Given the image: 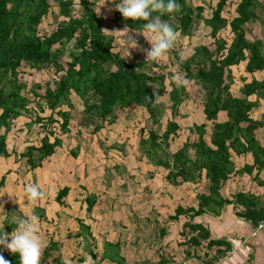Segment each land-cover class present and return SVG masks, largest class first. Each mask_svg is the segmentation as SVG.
<instances>
[{
	"label": "trees",
	"instance_id": "trees-1",
	"mask_svg": "<svg viewBox=\"0 0 264 264\" xmlns=\"http://www.w3.org/2000/svg\"><path fill=\"white\" fill-rule=\"evenodd\" d=\"M230 1L217 0L209 15L204 16L203 6L178 0L180 11L161 17L169 22L172 16H177L179 24L173 27L181 35H189L196 20H200L214 43L212 49L209 44L199 43L189 55H176L182 77L194 80L202 90L205 122L192 124L188 130L193 137H187L171 151V142L176 140L181 128L172 118L162 122L164 109L158 97L165 91V75L149 73L143 69L142 61L135 62L117 54L114 37L105 31L104 19L89 0H55L57 9L51 0H0V129H8L9 120L27 110L30 102L35 103L40 113L50 110L48 115L35 117L44 133L38 144L29 143L19 152V161L24 160L28 169L33 170L61 146L62 138L53 124H58L61 133L69 131L70 112L62 106L66 104L71 108V92L83 101V112L92 118L93 131L114 123L118 109L141 108L145 116L138 130V145L146 155L154 150L167 154L154 160V164L166 171L165 180L174 186L183 182L197 183L202 178L208 182L205 191L196 194V208L178 204L174 213L167 217L168 221L187 215L190 220L183 224L180 234L185 235L186 229L195 232L188 239L191 244L224 245L223 250H216L217 255L230 249L228 242L211 239L209 230L191 221L206 211L219 214L231 203L241 206L239 215L254 225L264 220V203L256 196L237 192L225 197L221 193L222 186L231 175L251 171L254 167L259 174L264 168V134L261 138L257 133L264 128V114L257 119L250 114L254 107L264 103V41L258 38L249 40L245 28L247 23L258 18V0H237L233 16L227 20L222 12ZM261 1L264 5V0ZM76 4L80 5L81 12L73 15L71 11ZM52 9H56L57 15L63 18L54 23L51 30L40 32L42 22ZM114 20L131 31L142 30V24L146 22L124 18L119 11H115ZM225 24L232 33L229 41L219 36ZM68 42H72L73 50L69 60H64L63 53L54 47ZM242 63L247 75L240 77L236 90L239 94L235 95L231 91L232 67ZM24 67L32 73L50 69L55 78L45 84L42 93H38L34 88L28 89L26 81L20 79V73L25 72ZM154 85H158L157 90ZM170 87L168 96L174 113L184 104L189 93L185 84L177 87L175 82H170ZM154 91L157 95L152 97ZM29 92L33 93L32 97H28ZM88 92H91L90 97ZM146 95L152 99L146 100ZM222 112L225 119L218 121ZM112 146L122 149L116 144ZM11 153L5 134L0 133V157H8ZM247 153H251L253 163L236 168L233 158ZM114 166L118 167L117 164ZM4 179L2 176L0 184ZM68 190V186H63L57 191L58 202ZM91 196H86L85 200L88 210L96 199H90ZM165 231L160 228L159 236H163ZM15 258H18L16 254Z\"/></svg>",
	"mask_w": 264,
	"mask_h": 264
},
{
	"label": "rangeland",
	"instance_id": "rangeland-1",
	"mask_svg": "<svg viewBox=\"0 0 264 264\" xmlns=\"http://www.w3.org/2000/svg\"><path fill=\"white\" fill-rule=\"evenodd\" d=\"M236 1L231 0L227 8L222 12L227 20L234 14ZM187 2L193 6H203L205 8L203 14L208 16L211 7L215 5L217 0H187ZM51 3L55 8L57 7L55 0H51ZM89 3L104 19L103 27L105 31L114 37V51L117 54L126 56V42L121 39L120 32L125 27L114 20V13L118 10H115L112 4L107 2L104 5H100L103 0H89ZM56 9H52L48 17L42 22L40 32L51 30L55 26L54 23L63 18V16L57 15ZM80 12V5H74L71 13L78 15ZM257 15V20L251 21L245 26L246 35L249 40L258 38L264 41V5H262L261 0H258L257 3ZM199 21L196 20L189 35H181L179 31H176L178 38L173 47L157 62L146 58V52L143 51V49L151 47L149 41L143 34L133 33L130 30L139 47L129 48L130 55L126 56V58L135 62L142 61L144 64L143 69L149 73H163L165 75V91H162L158 97V101L164 109L162 122L165 123L167 118H172L181 128L178 130L176 140L171 142V151L187 137H193L188 130L192 124L205 122L201 104L202 90L194 80L185 79L186 82L184 84L188 90L189 97L174 113H172L168 96V91L171 88L170 82H175L177 76H182V72H180L176 62V55L182 57L189 55L193 47L199 43H206L210 45L211 49L214 48L213 39L207 34L206 27ZM167 23L177 26L179 24L178 17L172 16ZM138 32H143L148 39L152 38V34L148 33L143 27ZM231 35L228 25L225 24L221 28L219 36L229 41ZM54 48L59 49L60 53H63L62 59L69 60V54L73 50L72 42ZM24 70L25 72L22 71L20 73V79L26 81L28 89L34 88V91L38 93H42L45 84L55 78L53 72L47 68L33 73L28 67H24ZM232 72L231 91L238 95L239 92L236 90L240 85V77L247 75L243 71V63L239 66H233ZM37 84L40 87H36ZM154 88L157 90L158 85H154ZM23 94H27V91H23ZM28 95V97H32L33 93L29 92ZM87 95L90 97L91 92H88ZM71 98L72 106L70 109L66 104L62 106L63 109H67L70 112L69 131L61 133L58 124H53L62 138V144L56 148V152L53 155L42 161L40 168L28 169L24 160L21 161L20 159L21 162L19 161L18 154L25 149L24 147L27 144L39 143L44 131L40 123L35 121V117L48 115L50 113L49 109H46L44 113H40L37 111L35 103L30 102L27 105V110L23 111L18 117L9 120L8 129L4 127L0 129V133H4L6 136L9 151L12 152L8 157H0V179L2 176L5 177L2 184H0V191L4 189L6 180L9 178L18 179L19 177L20 182L18 181V185L20 183L27 185L31 183V179L34 180L37 177V180L42 179L44 181L42 186L44 191H47V203L49 204L53 199L52 195L56 192L57 186L59 187L66 180L69 182L71 180L77 181L80 176L82 179L80 178L78 181L82 183L79 185L80 189L78 191L80 194L91 192L87 194V197L93 196L90 199L95 198L96 195L100 196L103 202L99 206L107 207L111 205L122 208L139 206L145 208L150 207L151 199L157 197L159 206L165 209L174 207L178 199L167 197L169 183L165 180L166 171L161 166L154 164L156 158L166 157L167 154L154 150L150 154L147 153V156L142 153V148L138 145V130L145 116L144 110L141 108L132 110L118 109L115 112L114 123L106 124L100 130L93 131L94 125L90 122L92 118L83 112V101L74 92H71ZM89 101L91 100L87 102ZM262 111H264L263 102L253 108L251 112L253 116H258ZM222 116H224V113H220L218 119H221ZM58 118L60 120V117ZM113 144L122 146V149L113 147ZM114 164H117L118 167H115ZM207 183L203 178L198 183L187 182L180 184L177 190L181 194L188 196L190 192L205 190ZM173 190V192H176V188ZM136 194L137 197H135ZM116 214L118 221H123L122 211L120 214L119 211H116ZM106 248L107 250H115L117 246L115 244L111 246L107 244Z\"/></svg>",
	"mask_w": 264,
	"mask_h": 264
},
{
	"label": "crops",
	"instance_id": "crops-1",
	"mask_svg": "<svg viewBox=\"0 0 264 264\" xmlns=\"http://www.w3.org/2000/svg\"><path fill=\"white\" fill-rule=\"evenodd\" d=\"M250 114L257 119L264 111L258 116H253L252 112ZM224 119L225 114L218 121ZM257 133L262 138L264 128H260ZM233 160L236 168L253 163L251 153L234 157ZM256 172L254 167L251 171L231 175L221 188L222 195L228 197L237 192H245L264 203V168L259 174ZM80 178L82 179L79 176L77 181L66 180L57 186L52 195V203L49 204L47 191L42 186L44 181L37 180V177L30 182L39 185L43 191L44 195L39 199L32 200L24 196L26 184L18 185L19 177L6 180L4 189L0 191V194H4L0 196V201L3 202V211L7 217L5 219L4 215H0V221L5 223V232L10 233L15 227L10 223L16 215H37L40 234L46 244L45 248L49 249L45 252V248L43 249L40 264H264V226L258 227L239 215L242 209L239 205L231 203L222 208L219 214L206 211L191 220L209 230L211 239H221L229 243L230 249L217 255L216 250H223L224 245L208 247L206 242H202L196 246L188 241L195 232L186 229L185 235L180 234L183 224L190 220L187 215H181L174 221L167 219L178 204L185 208H196L198 191L190 192L187 196L177 190L180 185L169 183L167 197L178 199L177 204L170 209L159 206L157 197L152 198L150 207L145 208L111 205L104 207L99 206L103 201L96 195L94 205L88 210L85 200L91 192L85 193L81 189L84 194H80ZM63 186H68L69 190L58 202L57 191ZM174 188L176 192H173ZM116 211L119 214L122 211L123 221H118ZM160 228L166 230L161 237ZM107 244H115L117 249L107 250ZM2 251L3 256L9 258L10 264H19V258L16 259L15 254L7 249ZM160 257L163 258L161 262Z\"/></svg>",
	"mask_w": 264,
	"mask_h": 264
},
{
	"label": "clouds",
	"instance_id": "clouds-1",
	"mask_svg": "<svg viewBox=\"0 0 264 264\" xmlns=\"http://www.w3.org/2000/svg\"><path fill=\"white\" fill-rule=\"evenodd\" d=\"M106 2L112 4L115 10H118L124 18H131L134 21H146L142 24V27L152 34L151 39H148L143 32L132 30L133 33L143 34L149 41L151 47L143 49L146 52V58L157 62L173 47L178 38L177 32L171 24L161 19V17L165 14L179 12L181 5L178 0H114V2L113 0H103L100 5H104ZM120 32L121 39L126 42V56H129V48H137L139 45L134 35L130 33L129 28H124ZM185 82V78L182 76L175 78L177 87ZM155 95L157 94L154 91L152 97ZM152 97L146 95L145 99L150 100ZM23 192L25 197L32 200L39 199L44 195L40 186L34 183L27 184ZM2 195L4 194H0V196ZM5 214L3 202L0 201V215H4V218L7 219ZM12 224L15 227L8 233L4 230L5 223L0 221V264H10L4 258L2 249H7L10 253L16 254L19 258V264H40L46 244L40 234L37 215L34 213L31 215L20 213L12 218L10 225Z\"/></svg>",
	"mask_w": 264,
	"mask_h": 264
},
{
	"label": "built area",
	"instance_id": "built-area-1",
	"mask_svg": "<svg viewBox=\"0 0 264 264\" xmlns=\"http://www.w3.org/2000/svg\"><path fill=\"white\" fill-rule=\"evenodd\" d=\"M258 227H263L264 226V220H261L257 224Z\"/></svg>",
	"mask_w": 264,
	"mask_h": 264
}]
</instances>
